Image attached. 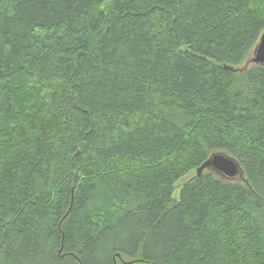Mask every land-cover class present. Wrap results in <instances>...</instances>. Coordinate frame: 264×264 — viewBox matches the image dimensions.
Listing matches in <instances>:
<instances>
[{
  "label": "trees",
  "instance_id": "trees-1",
  "mask_svg": "<svg viewBox=\"0 0 264 264\" xmlns=\"http://www.w3.org/2000/svg\"><path fill=\"white\" fill-rule=\"evenodd\" d=\"M263 31L264 0H0V264H264V65L223 67ZM215 150L242 180L195 175Z\"/></svg>",
  "mask_w": 264,
  "mask_h": 264
},
{
  "label": "water",
  "instance_id": "water-1",
  "mask_svg": "<svg viewBox=\"0 0 264 264\" xmlns=\"http://www.w3.org/2000/svg\"><path fill=\"white\" fill-rule=\"evenodd\" d=\"M252 55L246 59L243 67H234L231 65H226L224 63V69L231 70L233 72L244 71L250 63L262 64L264 65V31L261 33L256 46H254ZM207 170L213 174H217L225 179H243L242 167L235 158L223 151H213L210 153L208 158L196 168L195 175H200ZM113 264H116L114 261Z\"/></svg>",
  "mask_w": 264,
  "mask_h": 264
},
{
  "label": "rangeland",
  "instance_id": "rangeland-1",
  "mask_svg": "<svg viewBox=\"0 0 264 264\" xmlns=\"http://www.w3.org/2000/svg\"><path fill=\"white\" fill-rule=\"evenodd\" d=\"M194 173V171H191L190 173L186 174L185 176H183L181 179L178 180V182L175 184V189L172 193V199H177L178 198V193H179V186L192 174ZM236 180V179H234Z\"/></svg>",
  "mask_w": 264,
  "mask_h": 264
}]
</instances>
